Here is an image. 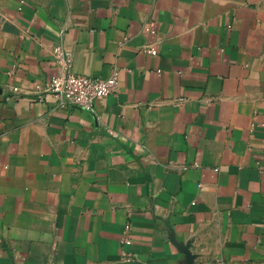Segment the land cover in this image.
<instances>
[{
    "label": "crops",
    "instance_id": "1",
    "mask_svg": "<svg viewBox=\"0 0 264 264\" xmlns=\"http://www.w3.org/2000/svg\"><path fill=\"white\" fill-rule=\"evenodd\" d=\"M58 46L118 91L57 105ZM219 259L264 264V0H0V264Z\"/></svg>",
    "mask_w": 264,
    "mask_h": 264
},
{
    "label": "built area",
    "instance_id": "2",
    "mask_svg": "<svg viewBox=\"0 0 264 264\" xmlns=\"http://www.w3.org/2000/svg\"><path fill=\"white\" fill-rule=\"evenodd\" d=\"M156 55L157 51H148ZM56 64L59 72L54 75L46 89L60 107H71L83 111H94L97 103L118 91V72L100 79L86 75L76 74L70 69V56L62 47L54 50ZM211 264H229L224 259H219Z\"/></svg>",
    "mask_w": 264,
    "mask_h": 264
}]
</instances>
